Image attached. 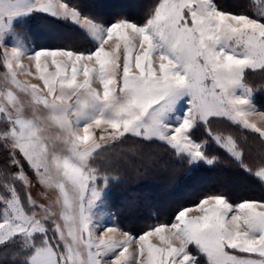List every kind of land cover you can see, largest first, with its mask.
I'll list each match as a JSON object with an SVG mask.
<instances>
[{
    "label": "snow or ice",
    "instance_id": "obj_1",
    "mask_svg": "<svg viewBox=\"0 0 264 264\" xmlns=\"http://www.w3.org/2000/svg\"><path fill=\"white\" fill-rule=\"evenodd\" d=\"M251 7L253 15L221 10L216 0H157L142 23L120 19L105 27L65 0H0V38L12 18L37 8L70 18L98 45L27 54L0 39V63L12 83L42 104L63 133L60 146L50 141L13 91L0 103V249L11 250L18 264H264V200L233 204L208 196L139 235L100 230L92 214L112 177L95 166L93 154L129 137L212 164L219 157L207 155L208 140L194 135L203 125L264 181V159L255 168L246 163L237 138L212 126L224 120L264 143V128L249 119H264V112L246 84L249 72L264 71V0ZM33 68L43 88L16 80L17 69L33 74ZM184 97L183 119L169 124ZM97 127L105 134L100 143L92 135ZM33 182L59 189L60 212L33 197Z\"/></svg>",
    "mask_w": 264,
    "mask_h": 264
},
{
    "label": "trees",
    "instance_id": "obj_2",
    "mask_svg": "<svg viewBox=\"0 0 264 264\" xmlns=\"http://www.w3.org/2000/svg\"><path fill=\"white\" fill-rule=\"evenodd\" d=\"M94 1L93 5L92 0H65L83 16L108 26L120 19L142 23L157 3L140 0L136 8H131L124 0ZM216 3L221 10L253 15L252 0H216ZM16 29L40 47L77 52L95 49L88 35L68 20L38 16L19 23ZM246 84L256 92L255 104L264 110V71L249 72ZM212 126L237 138L246 163L255 168L264 159V143L257 134L224 120H216ZM194 135L208 140L206 154L219 159L212 164L205 160L193 163L185 156L175 155L161 142L133 137L115 145V171H112L115 181L111 182L106 201L120 229L133 235L142 234L156 225L172 222L179 210L212 195H222L233 204L264 200V182L217 146L203 125L197 126ZM0 254H3L0 264H18L11 259V250L0 249Z\"/></svg>",
    "mask_w": 264,
    "mask_h": 264
},
{
    "label": "rangeland",
    "instance_id": "obj_3",
    "mask_svg": "<svg viewBox=\"0 0 264 264\" xmlns=\"http://www.w3.org/2000/svg\"><path fill=\"white\" fill-rule=\"evenodd\" d=\"M252 1L254 4L258 3V0H252ZM92 2L94 5L95 1L92 0ZM124 2L128 3L129 7L136 8V5L140 2V0H124ZM135 11H137V10H135ZM80 14H81V12H80ZM38 16H43V17L47 16V17H52V18L60 19V20H68L70 23L80 27L87 35L89 34L83 27H81L78 23L73 22L70 18L55 16V15H52L48 12H44V11H41L37 8H33L31 11H28L24 14L17 16V17H14L9 21V28L6 30V33L2 36V38H0V39H2V44L6 47H9V48L14 47V48L20 49L27 54H34L40 50L50 49V48L40 47L39 45L31 42L25 36L22 35V32H19L16 29V27L19 23L23 24L26 20L33 19V18L36 19ZM262 19H264V18H262ZM104 26L107 27L108 25H104ZM88 38L95 44V47L98 46L97 41H95L91 36L90 37L88 36ZM22 63L24 65H28L29 60L24 59L22 61ZM49 70L52 71L54 69H49ZM257 70H259V69H257ZM16 71H17V74H16V80L17 81L21 82L22 84H28V85L38 84V85H40L41 88H43V82L40 81L37 78V76L34 74L35 73L34 68L32 70L33 74H28L26 72H20L19 69H17ZM249 88H251V87H249ZM8 91H13L14 95L17 96L19 102L23 106V111H24L25 115L28 116L29 118H31L33 115H35L38 118V120L40 121L45 135L50 139V141H53L57 144V146H60L61 142H62L63 133H62V130L59 128V126L53 120L52 115L48 112V110L46 108H44V106L42 104L35 105L34 100H33L31 95L21 91V89L19 87H17L15 84H13L11 81V77L7 75L6 67L2 63H0V98H3V99H0V103H2L3 100L7 99V92ZM45 91H46V89H45ZM255 93L256 92L253 90V94L251 95V101L260 112H264V110L259 109L257 104H255V102H254ZM83 102H85V101L82 100V103ZM187 108H188L187 97H184V98L178 100L174 106L173 111L171 113H169V115H168V123L173 124V125L179 124L181 122V120L183 119ZM249 119L251 122L257 123L258 127L264 128V119L260 118L258 115H253V116L249 117ZM92 135H93V139L97 143H100L101 138L105 134H104L101 127H97L93 130ZM155 141H157V140H155ZM215 144H216V142H215ZM205 147H206V145H205ZM221 149H223V148H221ZM97 151L100 152V156L96 157L95 153L93 154L94 158H96L95 166L98 168L104 169L105 171H108V174L112 177H109L108 182H107V186L104 187L100 198L95 202V206L92 209V214L94 215L96 222L100 225V230H103V228H107V227H114V228L120 229L119 226L115 223L114 215H113L112 211L108 208V204L106 201V196H107L109 190L111 189V182L115 181V176L112 174V171H115V152H114L115 146H111V147L106 146L104 149H98ZM183 156L190 159V157H188L187 155H183ZM199 161H201V160L192 161V162L197 163ZM236 185H238V184H236ZM31 192H32L33 197L38 202H46L52 207V209L54 211H56V212L61 211L60 204L56 203L58 196H59V189L47 188L44 185L37 184L36 182H33V185L31 187ZM191 214H197V213H191ZM154 242H156V241L154 240Z\"/></svg>",
    "mask_w": 264,
    "mask_h": 264
},
{
    "label": "crops",
    "instance_id": "obj_4",
    "mask_svg": "<svg viewBox=\"0 0 264 264\" xmlns=\"http://www.w3.org/2000/svg\"><path fill=\"white\" fill-rule=\"evenodd\" d=\"M110 26V25H109ZM88 36L90 37V35L88 34Z\"/></svg>",
    "mask_w": 264,
    "mask_h": 264
}]
</instances>
